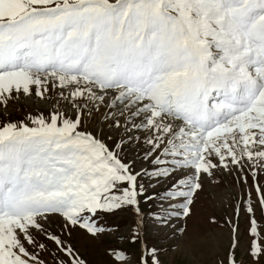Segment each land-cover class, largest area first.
I'll use <instances>...</instances> for the list:
<instances>
[{
	"label": "snow or ice",
	"instance_id": "1",
	"mask_svg": "<svg viewBox=\"0 0 264 264\" xmlns=\"http://www.w3.org/2000/svg\"><path fill=\"white\" fill-rule=\"evenodd\" d=\"M52 90L71 115L56 110L31 118V126L0 125V264H47L42 253L55 264H87L49 231L50 217H63L62 231L78 226L96 237L105 229L87 214L125 209L136 214V264H166L141 239L140 198L174 201L168 207L176 211L155 218L168 225L192 215L203 180L218 183L217 171L247 184L242 174L252 170L264 210L257 180L264 172V0H0V104L21 94L48 98ZM94 117L96 134L86 129ZM105 127L122 130L111 148L101 138ZM128 133L136 142L143 133L142 159L153 170L122 161ZM141 177L171 183L149 195ZM247 211L258 236L255 207ZM232 233L228 264H235V226ZM112 254L132 264L126 253ZM251 255L255 264L264 259L255 239Z\"/></svg>",
	"mask_w": 264,
	"mask_h": 264
},
{
	"label": "rangeland",
	"instance_id": "2",
	"mask_svg": "<svg viewBox=\"0 0 264 264\" xmlns=\"http://www.w3.org/2000/svg\"><path fill=\"white\" fill-rule=\"evenodd\" d=\"M58 90L46 93L48 98L19 95L17 99H10L6 106L0 104V125L11 122L24 121L31 126V118L41 114L48 118L56 110L72 114L70 105L62 100ZM99 117L87 121L86 129L96 134L100 130ZM121 132H109L104 128L101 137L111 148L119 141ZM113 139L108 140L107 136ZM132 133L124 135L127 143L122 145L120 158L125 163L139 172L143 168L149 171L154 166L143 160L146 145L143 144V133H136L140 141L129 140ZM247 177V184L238 179L237 173L229 174L226 171H217L214 177L218 183H213L208 178L203 180L204 189L195 196L190 217H171L168 225H163L155 220L157 216L168 217L170 211H176L168 207L174 201H147L140 198V209L144 219V232L141 239L149 248L155 246L161 250L162 259L166 264H228V256L233 242L232 227H236L235 240L237 245L234 250L235 264H255L251 255L252 241L264 245V210L259 207V197L252 181V170L245 168L243 174ZM148 190V194H158L170 186V181L155 179L149 181L147 177L138 178ZM258 183L264 185V172H259ZM155 187H149V184ZM163 203V208H161ZM249 205L255 207V220L258 236L250 233L252 227V215L248 213ZM95 221L96 225L105 231L93 237L86 229L78 226L61 230L64 222L60 215L50 217L49 231L60 235L66 245L70 246L80 259L87 264H123L113 256V250L122 251L131 257L132 264H136L140 256V242L131 243V229L136 226L135 212L130 209L116 211L112 214L98 212L95 216L87 214ZM216 223H210L211 219ZM231 221V224H229ZM184 229L181 233L179 230ZM70 233V234H69ZM42 243H46L50 251H56V245L45 237L39 236ZM63 253H57L62 256ZM42 258L47 264H55L48 253H42ZM67 258V257H65ZM259 264H264L260 259Z\"/></svg>",
	"mask_w": 264,
	"mask_h": 264
},
{
	"label": "bare ground",
	"instance_id": "3",
	"mask_svg": "<svg viewBox=\"0 0 264 264\" xmlns=\"http://www.w3.org/2000/svg\"><path fill=\"white\" fill-rule=\"evenodd\" d=\"M212 102H214V101H212V100L209 101L210 104H211Z\"/></svg>",
	"mask_w": 264,
	"mask_h": 264
}]
</instances>
